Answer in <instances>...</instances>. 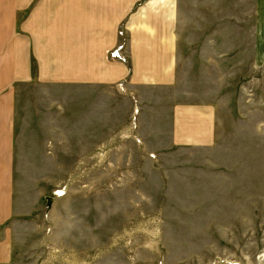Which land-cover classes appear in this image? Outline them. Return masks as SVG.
Masks as SVG:
<instances>
[{"label": "rangeland", "instance_id": "374dc122", "mask_svg": "<svg viewBox=\"0 0 264 264\" xmlns=\"http://www.w3.org/2000/svg\"><path fill=\"white\" fill-rule=\"evenodd\" d=\"M69 1L59 81L12 97L0 264H264V0Z\"/></svg>", "mask_w": 264, "mask_h": 264}, {"label": "crops", "instance_id": "0c3cea01", "mask_svg": "<svg viewBox=\"0 0 264 264\" xmlns=\"http://www.w3.org/2000/svg\"><path fill=\"white\" fill-rule=\"evenodd\" d=\"M70 4L69 0H0V228L6 227L12 213L16 135L12 97H17L20 81L29 77L31 59L39 64L45 80L59 81L60 54L75 47V35L70 34V44L65 42L61 49V23L68 21ZM29 48L33 53L27 52ZM22 52L27 53L21 58ZM45 80L41 78V83ZM0 246L4 251L7 245Z\"/></svg>", "mask_w": 264, "mask_h": 264}, {"label": "water", "instance_id": "95a60500", "mask_svg": "<svg viewBox=\"0 0 264 264\" xmlns=\"http://www.w3.org/2000/svg\"><path fill=\"white\" fill-rule=\"evenodd\" d=\"M50 202V200H48V203Z\"/></svg>", "mask_w": 264, "mask_h": 264}]
</instances>
